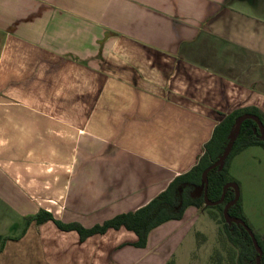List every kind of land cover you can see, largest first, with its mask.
Wrapping results in <instances>:
<instances>
[{
    "label": "crops",
    "instance_id": "1",
    "mask_svg": "<svg viewBox=\"0 0 264 264\" xmlns=\"http://www.w3.org/2000/svg\"><path fill=\"white\" fill-rule=\"evenodd\" d=\"M252 106L264 112V0H0V264L189 252L218 232L195 207L144 248L122 246L137 240L124 228L81 241L26 220L91 228L144 207Z\"/></svg>",
    "mask_w": 264,
    "mask_h": 264
},
{
    "label": "trees",
    "instance_id": "2",
    "mask_svg": "<svg viewBox=\"0 0 264 264\" xmlns=\"http://www.w3.org/2000/svg\"><path fill=\"white\" fill-rule=\"evenodd\" d=\"M244 115L259 118L264 127V112L257 107H246L229 114L215 128L212 138L204 145L203 154L197 163L187 172L175 177L162 193L144 207L134 212L116 215L102 224L91 228H84L78 223H62L53 219L52 215L45 211H41L31 219H27V225L31 220L35 221L36 225L52 221L62 231H76L81 241L93 235H103L108 230L124 228L134 233L137 240L134 243L122 244V246L146 247L151 231L166 222L182 219L188 207H195L199 210L203 209L204 185L202 173L207 167L216 163L223 156L229 147L238 119ZM251 147H262L264 149V141L258 122L254 119H246L241 125L239 135L234 142L228 159L222 166L207 174L206 199L212 203H217L225 195L224 201L214 208L219 213L210 212V214L214 215L213 219L218 225L219 237L217 245L209 255V264L225 263V253L221 248V245L225 244L229 247L226 259L228 264H264V235L255 233L250 226L245 215L241 196L228 210V215L245 222L249 226L255 234L257 243L263 252L262 255L257 250L246 228L240 223L228 221L223 213L225 206L236 198L234 192L230 190L225 192V187L232 183L240 187V183L230 172L232 161L240 153ZM197 238L199 239L198 242L200 241L199 246L202 244L201 253L206 243V237L197 234L195 239L197 240ZM258 259H260L259 263ZM199 263L205 264L201 258L199 259ZM166 264H175V258L170 259Z\"/></svg>",
    "mask_w": 264,
    "mask_h": 264
},
{
    "label": "rangeland",
    "instance_id": "3",
    "mask_svg": "<svg viewBox=\"0 0 264 264\" xmlns=\"http://www.w3.org/2000/svg\"><path fill=\"white\" fill-rule=\"evenodd\" d=\"M232 163V175L240 183L243 208L248 222L255 233L264 235V149L251 147L245 150L242 156L235 157ZM205 232L207 241L202 252L200 253L202 244L199 246L198 238L187 253L185 249H188V246L184 243L175 257V264H202L199 263L200 258L205 264H209L208 258L218 243L219 232L215 224L206 227ZM194 248L196 249L193 251ZM221 248L225 253L224 264H228L226 259L229 247L225 244L221 245Z\"/></svg>",
    "mask_w": 264,
    "mask_h": 264
},
{
    "label": "water",
    "instance_id": "4",
    "mask_svg": "<svg viewBox=\"0 0 264 264\" xmlns=\"http://www.w3.org/2000/svg\"><path fill=\"white\" fill-rule=\"evenodd\" d=\"M246 119H254L255 121L258 122L259 126H260V130H261V136H262V139L264 141V127H263V124L260 122L259 118L257 117H254V116H251V115H244L242 116L240 119H238L237 123H236V126H235V129L232 133V136H231V142L229 144V147L227 148V150L225 151V153L223 154V156L216 162L214 163L213 165H210L209 167H207L203 173H202V182H203V185H204V197L206 199V191H207V186H208V181H207V174L208 172L222 166L225 161L228 159L231 151H232V147L234 145V142L236 141V138L238 137L239 135V132H240V128H241V125L243 123V121H245ZM230 186H233L235 189H236V198L233 202H231L229 205L226 206L225 208V215H226V218L229 220V221H233V222H237V223H240L242 224L246 230L249 232L250 236L252 237L253 241H254V244L257 248V250L260 252V255L263 254L261 248L259 247L258 243H257V240H256V237H255V234L254 232L249 228L248 225L245 224V222L239 220V219H235V218H232L231 216L228 215V210L230 208L231 205L235 204L239 197H240V189L239 187L237 186V184H229L226 186V189ZM225 189V190H226ZM225 198V195H223L222 199L216 203V204H220L221 202H223ZM260 259H258V263H259Z\"/></svg>",
    "mask_w": 264,
    "mask_h": 264
},
{
    "label": "flooded vegetation",
    "instance_id": "5",
    "mask_svg": "<svg viewBox=\"0 0 264 264\" xmlns=\"http://www.w3.org/2000/svg\"><path fill=\"white\" fill-rule=\"evenodd\" d=\"M232 184H234V183H232ZM231 184V185H232ZM225 189H226V187H225ZM239 189H240V187H239ZM227 190H230V191H232V192H234V194H235V196H236V189L233 187V186H230V187H228L226 190H225V192L227 191ZM240 196H241V192H240ZM224 201V200H223ZM218 203V202H217ZM222 203V202H221ZM220 203V204H221ZM231 203V202H230ZM230 203H228L227 205H229ZM217 205H219V204H216V203H212V202H210V201H208L207 199H205V197H204V204H203V209H201L202 211H205L207 214H208V217L210 218V219H212L214 222H215V220L213 219V214H210V212H215V213H219V211L217 210V209H214ZM226 205V206H227ZM226 206H225V208H226ZM232 207V205L230 206V208ZM225 208H224V211H223V213L225 214ZM229 208V209H230ZM210 210H212V211H210ZM226 216V215H225ZM229 221V220H228ZM230 222H233V221H230Z\"/></svg>",
    "mask_w": 264,
    "mask_h": 264
}]
</instances>
